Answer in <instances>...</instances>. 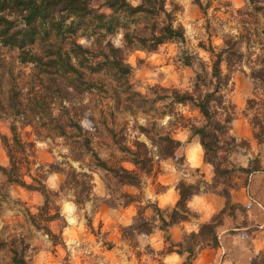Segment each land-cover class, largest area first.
Instances as JSON below:
<instances>
[{
  "label": "trees",
  "instance_id": "obj_1",
  "mask_svg": "<svg viewBox=\"0 0 264 264\" xmlns=\"http://www.w3.org/2000/svg\"><path fill=\"white\" fill-rule=\"evenodd\" d=\"M245 1L248 7L237 13L239 18H243L239 22L242 25L237 35H225L218 51L212 45L206 49L211 54V65L209 68L202 65L203 70L196 74L193 88L181 91L157 87L153 91L158 90L164 95L155 92L153 98H148L133 89L129 80L132 67L126 57L134 51L154 52L169 42L185 41L186 31L178 18L182 7L178 3L169 0H138L137 4L129 0H0V45L20 50V62L33 64L40 82L28 93L29 105H24L21 91L16 89H11L10 104L7 107L12 110L11 113L0 104V111L13 118L12 138L2 137L10 164L8 167L0 166V171L6 176L8 184L37 191L44 197V205L39 209L41 214L32 217V223L37 229L45 231L50 237L56 236L44 224L62 218L55 200L63 195H71L78 207L92 201L94 172L103 174L106 196L101 200L105 204L112 208L142 204L143 177L150 176L159 161L175 159L183 146L170 130L171 127L179 126L177 120L183 122L180 123L181 127L190 129L193 137L199 138L205 151V162L213 166L216 177L231 173L228 168L223 169L224 164L219 158V151L228 147L222 138L229 133L230 124L234 120L233 105L228 99L231 78L225 70L230 74L235 68L246 65L256 90L264 92V26L260 27L258 21L253 23L247 19L254 18L256 14H264V3L261 0ZM196 4L203 10L200 0H196ZM67 20L71 22L66 24ZM118 36H121L119 46L114 42ZM80 39H84L87 44H81ZM259 44H262V54L258 55L255 47ZM35 45L42 48V55L34 51ZM253 56H256L255 60ZM191 60L189 56L184 57L183 63L191 66ZM104 76L108 77L109 83H105ZM81 80L88 85L91 93L107 87L117 107L121 105L122 97L127 98L125 100L130 105L125 111L134 116L152 111L161 100H168L169 107L159 113L160 118L148 120L146 124L137 121L134 129L138 136L132 141L127 135L128 126L118 125L116 119L109 121L108 116L95 121V131L91 133L78 121L79 111L70 100L72 93L79 94L78 84ZM50 93L55 94V102L50 100ZM56 103L60 109L55 116L53 106ZM179 106L198 112L202 124H190L189 119L176 112ZM249 110L255 111L250 119L254 138L263 144L264 117L259 112L264 110V100L254 95V98L248 100ZM42 111H49L50 123L43 125L45 119ZM153 111H157V108ZM166 116L172 117L168 121V128L158 121ZM17 122L34 130L44 126L63 138L74 161L82 162L85 158L89 160L85 164L88 170L79 172L68 162L65 163L67 169L61 163H52L48 170L39 169L36 175L28 173L32 180L28 183L21 166L24 157L28 160V152H33L35 143L25 142L21 138ZM100 132L106 135L110 144L107 146L111 150L108 158L103 157L94 146L95 134L100 135ZM228 140L235 142L234 138ZM254 164L240 170L251 175L260 170L258 159ZM54 173H61L65 177L56 192L46 185L48 176ZM126 188L138 193L125 191ZM176 190L179 199L171 210H162L154 205V215L148 218L145 216V208L139 207L133 224L124 228L125 236L150 235L156 229L168 233L173 226L188 221L192 214L188 205L194 196L200 194L201 186L181 180ZM224 194L227 199L226 208L214 220L202 224L199 234H190L192 245L186 252L194 253L193 246L198 239L201 241L198 245L213 244L218 247L217 230L222 220L218 224L214 222L217 217L222 218L226 214L231 203V191L224 189ZM53 210L57 213L52 214ZM2 244L0 242V246ZM9 251L13 254L12 264H26L23 252H19L17 247ZM178 254L182 255L183 251H178ZM250 264H264V249Z\"/></svg>",
  "mask_w": 264,
  "mask_h": 264
},
{
  "label": "rangeland",
  "instance_id": "obj_2",
  "mask_svg": "<svg viewBox=\"0 0 264 264\" xmlns=\"http://www.w3.org/2000/svg\"><path fill=\"white\" fill-rule=\"evenodd\" d=\"M129 1L137 4L136 0ZM169 1H174L182 7V12L178 18L186 31L185 41L169 42L154 52L134 51L126 57L127 63L132 67L129 80L133 89L148 98H153L152 95L155 92L164 95L163 92L158 90L153 91L157 87L181 91L191 90L196 74L203 70L202 65L207 68L211 65V54L207 51L209 47L212 45L218 51L222 45H217V40H223L225 35L232 34L233 31L238 33L242 25L239 22L243 18H239L237 13L248 7L245 0H236L235 3L233 0H200L203 4V10L196 4V0ZM261 1L264 3V0ZM237 3L242 6L237 8ZM247 19L253 21V23L258 21L260 27L264 26V14H256L254 18ZM70 22L71 20H67L66 24ZM120 40L121 36H118L114 40L115 44L117 45L118 41L120 45ZM80 41L85 40L80 39ZM86 44L85 41L84 45ZM261 47L262 44L255 47L256 54H262ZM33 49L39 55L44 53L42 48L37 45L33 46ZM201 51L210 54L209 61L203 59L200 54ZM19 55L20 50L0 45V104L6 107L5 109L10 104L11 89L20 90L24 105H29L28 93L40 84L37 77L38 71H35L34 65L21 63ZM187 56L192 59L191 66H186L183 63V58ZM245 67L247 66L243 65L242 68H235L230 74L225 70V73L230 75L231 78V91L228 99L233 105L234 120L230 124L229 133L222 138V141H226L228 147L219 151V158L224 164L223 169L228 168L231 171L230 174L221 177L215 176L213 166L205 162V151L200 145L199 138L193 137L190 129L181 127L183 122L177 120L179 126L171 127L170 130L172 129L174 136L183 143V146L178 151L175 159L159 161L154 172L150 176L143 177L144 202L142 204L136 203L126 208L108 206L101 200L106 196L103 174L94 172L93 183L95 187L92 201L78 207L72 201L71 195H63L60 199L55 200L60 213L64 210L65 204L75 205V212L66 213V215L74 218L76 225L73 226L65 216L61 215V219L44 224L56 235L50 237L45 231L37 229L32 223V217L41 214L39 209L45 202L41 193L18 185L8 184L6 176L0 171V222L5 225L3 229H0V242L3 243L0 246V264H12L13 254L10 253L9 249L16 247L19 252H23L26 264H223L226 261V253L223 252L220 255L215 253L217 247L213 244L198 245V242H201L200 239L195 241L194 253L186 252L190 249L192 241L189 240L190 234L185 231L183 225L199 221L203 216L202 212L190 208L192 214L188 221L173 226L168 233L156 229L150 235L136 234L134 237H128L125 236L127 234H125L124 228L133 224L139 207L145 208V216L148 218L154 215V205H158L162 210L173 209L179 199L176 187L181 180L189 184H200V197L208 198L211 203L214 200L221 203L227 201L224 189L230 190L232 193L234 190H243L247 187L250 175L242 172L240 168H243L242 164L250 152L255 156L253 166L256 159L260 163L259 156L261 155L258 147L259 143L254 138V131L250 124V119L253 118L255 111H247L248 100L254 98V95L260 100H264V92L256 90L255 83L249 77L250 71L245 72ZM223 68L225 69V66ZM103 79L106 81L105 83L110 81L107 76H104ZM46 85L50 84L47 83ZM78 86L80 89L79 94L72 93L70 100L74 108L79 111L78 121L86 131L91 133L95 131L94 122L101 121V119L108 116L109 121L116 119L118 125L126 124L128 126L127 135L132 141L138 136L134 129L137 121L139 124H146L148 120L160 118L159 113L169 107L168 100H161L154 107V109L157 108V111H153V109L147 113H138L134 116L125 111L126 107L130 105L125 100L127 98L122 97L121 105L117 107L112 101V93L108 92L107 87L104 90H94L91 93L88 90V85L82 80ZM54 95L49 94L50 100L53 102H55ZM114 106L116 107L115 110L113 109ZM53 107V115L56 116L59 114L60 108L57 103ZM182 108L188 110L187 114L181 112ZM7 110L8 113L12 111ZM176 112L189 119L190 124L197 126L202 124L198 112L191 111L189 107L179 106ZM112 113H114L113 116ZM259 113L264 117V110ZM42 114L45 119L43 125L50 123L49 111H42ZM9 115L0 111L1 167H8L10 164L2 140L3 136L9 139L12 138L13 118ZM109 115L111 118H109ZM166 117L158 119V121L162 126L168 128V123H162ZM16 126L19 135L25 142L35 143L33 152L32 150L28 152V160H25L24 157L21 166V171L28 180H31L28 173L36 175L39 169L48 170L49 165L52 163H61L62 167L67 169L65 163H69V160L79 165V169L76 168L79 172L88 170L85 164L89 160L85 158L82 162L74 161L70 157L66 141L49 131L48 128L41 126V128L34 130L30 126H24L22 122H17ZM232 138L235 139V142L228 140ZM39 143L46 144L47 148H37ZM109 145V141L103 132H100V135L95 134L94 146L103 157L108 158L111 153V150L107 147ZM197 146L203 150L202 156L197 151ZM62 149H67V154ZM57 156L60 159H57ZM194 163H199L200 167L193 168ZM209 165L212 173H214L211 182L208 179ZM125 166L129 167L128 164H125ZM53 175L59 177L55 181L59 190L65 177L61 173H54L50 174L48 179ZM28 180L26 181L28 182ZM47 187L51 191H57L48 185ZM125 191L138 193V191L131 188H126ZM13 193H15V196H13ZM169 193H172L171 198L165 200L162 195H169ZM243 193H245L244 196L248 200L254 197L251 190H245ZM170 199L175 200L174 205L170 202ZM226 205L227 202L224 208H226ZM240 205L232 203L231 200L226 209V214L222 218L217 217L214 223L218 224L222 220L220 227L225 226L224 229L248 224L246 216L251 205ZM213 206L217 207L216 205ZM32 208H36L37 211L33 213ZM220 212L221 210L217 211V214ZM55 213H57L56 210H53L52 214ZM216 215L212 217L211 221L214 220ZM81 219L86 221L84 231L79 229ZM157 225H159V222ZM201 225H199V229ZM219 228L217 230L218 237L219 232L223 230ZM65 229H68V231L65 232ZM261 235L264 237V234ZM167 236H169V240L166 239ZM67 240L73 241L71 245L66 243ZM178 251H183V254H178ZM74 253L75 259H73ZM185 253L188 254L186 258ZM173 255L181 257V261L172 260ZM256 255L252 256L251 261ZM229 259L230 257L227 260Z\"/></svg>",
  "mask_w": 264,
  "mask_h": 264
},
{
  "label": "crops",
  "instance_id": "obj_3",
  "mask_svg": "<svg viewBox=\"0 0 264 264\" xmlns=\"http://www.w3.org/2000/svg\"><path fill=\"white\" fill-rule=\"evenodd\" d=\"M258 147L260 148L261 152V155L259 156L260 170L253 172L250 175L249 184L246 188L243 190H234L231 193L232 203L238 205L243 204L245 206L249 204L251 205L246 216L248 224L241 225L240 227L236 226L230 229H224L225 226L219 228H222L223 230L219 232V245L214 252L220 255L222 254L220 249L222 247L225 249L224 252L226 253V261H224L223 264H226L227 261H231V264H250L251 259L241 261L240 257L237 255L238 250L233 246L234 237H239L241 242L247 240V238L250 237L251 239L247 240V243L251 245V251L253 253L258 254L264 248V237L261 235L264 234V227H262L264 226V164L261 162L262 158H264V143L258 144ZM255 154L257 155V152ZM245 162H247L250 166L252 165L253 160L248 161L246 159L244 163ZM245 190H251V192L254 194L253 199L251 198L248 200L246 196H244L245 193L243 192H245ZM162 196L165 200L169 198V195L167 194H163ZM196 197H200V195L194 196L190 203H192ZM212 204L217 206V211H220L224 208L226 202L223 201L221 203L217 200H214ZM241 229H246V231H241ZM220 233H223V236H221ZM253 241H255V243H252ZM257 248H259L258 253L256 252ZM229 257L230 259L227 260Z\"/></svg>",
  "mask_w": 264,
  "mask_h": 264
},
{
  "label": "clouds",
  "instance_id": "obj_4",
  "mask_svg": "<svg viewBox=\"0 0 264 264\" xmlns=\"http://www.w3.org/2000/svg\"><path fill=\"white\" fill-rule=\"evenodd\" d=\"M137 2H138V0H137ZM233 2L235 3L236 0H233ZM241 6L242 5L239 4V3L236 4L237 8H239ZM210 12H211V10H210ZM225 30L227 31V29H225ZM232 34L234 36L237 35V33L235 31H233ZM80 43L84 44L85 41H80ZM216 44L217 45H223V40H217ZM117 46H119L118 41H117ZM200 54H201V56L203 57V59L205 61H209L210 54L208 52L201 51ZM252 59L255 60L256 57L253 56ZM244 71L245 72H249L250 69L245 67ZM181 112H183L184 114H187L188 110L186 108H182ZM170 119H172V117H166L162 121V123L163 124H167ZM141 123H143V121H141ZM85 127H86V125H85ZM142 139H143V137H142ZM37 148L46 149L47 145L43 144V143H39V144H37ZM62 151L65 154H67L68 150L67 149H62ZM197 151L199 152L200 156L203 155V150L199 146H197ZM53 155H55V153H53ZM57 159H60V157L57 156ZM246 159L248 161H251V160L255 159V156H254V154L252 152H250ZM261 162H262V164H264V158H262ZM69 163H72V166L74 168L79 169V165L77 163H75V162H73L71 160H69ZM248 166L249 165H248L247 162L243 163V168L247 169ZM197 167H200V164L199 163H194L193 164V168H197ZM208 167H209V177H208V179H209V182H211V177H212V175H214V173H212L211 166L209 165ZM25 179L28 180L27 177ZM58 179H59L58 176L53 175V176L49 177V179H48V181H46V183H47V185L50 188L58 191V187H57V185L55 183V181L58 180ZM28 182L31 183V180H28ZM13 196H15V193H13ZM171 196H172V193H169V197L170 198H171ZM34 202L36 203L37 201H34ZM170 202L173 205L175 204V200L170 199ZM41 203H42V201H41ZM161 206H163V205H161ZM188 207L193 209L194 211H199V212L203 213V216L201 217V219L199 221H194L191 224H184L183 225L185 231L188 232L189 234H191L193 232H196L197 234H199V225L203 224L205 222H210L212 217L217 214V209L213 206V204L209 201V199L205 198V197H196V198H194V201L192 203H189ZM75 210H76L75 209V205L65 204L64 210L61 211V213H60L62 216H65V218L68 219L69 223L72 224L73 226L76 225V220L74 218H71L70 216L66 215V213L75 212ZM31 211L33 213H35L37 211V209L36 208H32ZM85 223H86V221H83L81 219L80 225H79L80 231H84ZM4 226H5L4 223L0 222V229H3ZM262 227H264V226H262ZM67 231H68V229H65V232H67ZM241 231H246V229H241ZM220 235L223 236V233H220ZM250 239H251L250 237L247 238V240H250ZM247 240L241 242L239 237H234L233 238V246L238 250L237 251V255L240 257L241 261L250 260L252 258V256L254 254H256V253H253L251 251V245L247 243ZM72 242H73L72 240H67L66 241V243L69 244V245H71ZM252 243H255V241H253ZM224 251H225V249L222 247L220 249V252L223 253ZM258 251H259V248L256 249L257 253H258ZM187 255L188 254L185 253V258L187 257ZM73 259H75V253L73 254ZM171 259L179 262V261H181L182 258L179 257V256L173 255ZM226 264H231V261H227Z\"/></svg>",
  "mask_w": 264,
  "mask_h": 264
}]
</instances>
